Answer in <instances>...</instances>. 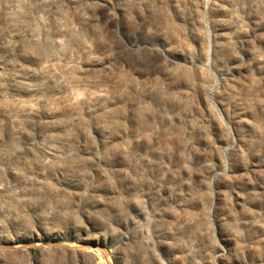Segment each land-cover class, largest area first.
Instances as JSON below:
<instances>
[{
  "label": "rangeland",
  "instance_id": "374dc122",
  "mask_svg": "<svg viewBox=\"0 0 264 264\" xmlns=\"http://www.w3.org/2000/svg\"><path fill=\"white\" fill-rule=\"evenodd\" d=\"M0 264H264V0H0Z\"/></svg>",
  "mask_w": 264,
  "mask_h": 264
},
{
  "label": "water",
  "instance_id": "95a60500",
  "mask_svg": "<svg viewBox=\"0 0 264 264\" xmlns=\"http://www.w3.org/2000/svg\"><path fill=\"white\" fill-rule=\"evenodd\" d=\"M92 245V247H94V248H102L103 249V245H99V244H95V243H93V244H91Z\"/></svg>",
  "mask_w": 264,
  "mask_h": 264
}]
</instances>
